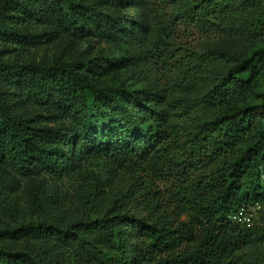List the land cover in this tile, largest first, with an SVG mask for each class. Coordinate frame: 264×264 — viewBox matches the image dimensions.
Wrapping results in <instances>:
<instances>
[{"label": "trees", "instance_id": "trees-1", "mask_svg": "<svg viewBox=\"0 0 264 264\" xmlns=\"http://www.w3.org/2000/svg\"><path fill=\"white\" fill-rule=\"evenodd\" d=\"M140 6L149 37L135 33L134 47L144 50L155 67L164 109L144 101L137 87L98 82L100 63L107 57H60L46 65L0 56V164L25 175L41 169L63 177L99 154L141 180L129 196L136 197L147 217L127 212L119 220L122 232L140 238L143 247L123 253L124 264H264V256L242 262V251L263 242L264 236L257 227L235 221L241 208L264 203V90L254 87L264 75V47L238 60L203 93L199 105L206 113L195 110L193 117L181 119L191 111L181 95L198 90L223 58L208 42L264 27V21H255L264 13V0H142ZM48 15L62 25L84 29L94 23L121 25L88 0H4L0 38L26 46L48 42V35L19 28L20 23L44 21ZM128 62L113 68L128 67ZM3 85L9 89L3 90ZM250 95L261 103H252ZM55 96L67 98V110L79 123L80 135L73 139L20 109V102L42 104ZM52 142L60 144L48 145ZM149 165L155 177L146 175ZM160 180L170 184L166 193ZM119 196L115 194L116 201ZM108 222L103 217L60 228L44 220L33 233L41 241H71L80 228L100 231ZM29 228L12 227L0 236H17ZM0 264L51 261L44 253L0 245Z\"/></svg>", "mask_w": 264, "mask_h": 264}, {"label": "rangeland", "instance_id": "rangeland-1", "mask_svg": "<svg viewBox=\"0 0 264 264\" xmlns=\"http://www.w3.org/2000/svg\"><path fill=\"white\" fill-rule=\"evenodd\" d=\"M88 1L102 13L118 18L121 25L113 28L94 23L84 29L82 25H62L48 15L44 21L19 25L26 33L48 35V42L26 46L0 38V56L11 61L35 60L46 65L53 64L60 57L63 60L107 57L109 60L106 63H100L101 76L95 78L98 82L114 87H137L144 101L163 110L165 99L157 86L155 67L144 50L134 47L135 33L145 34V39L149 37L144 28L146 16L140 6L142 0ZM3 5L4 0H0V11ZM255 21L263 23L264 13L257 16ZM196 44L199 45L197 41ZM208 47L222 52L223 58L213 65L198 90L181 95V99L191 107L189 114L181 117L184 121L193 117L195 110L206 113V107L199 105L203 93L213 89L222 74L238 60L264 47V27L258 25L252 31H241L232 37L212 38ZM126 59L129 61L128 67L113 68ZM262 72L264 74V69ZM113 77H120L121 82L113 81ZM254 87L257 91L264 90V75L254 83ZM2 88L9 89L6 85ZM249 99L254 104L261 103L256 95H250ZM68 102L67 98L55 96L42 104L20 102V109L29 118L40 119L42 125L63 129L73 139L80 135L79 123L67 110ZM59 144L52 142L48 145ZM147 174L154 176L150 165L146 167ZM142 179L147 178L143 176ZM139 181L136 176L117 168L99 154L79 162L63 177L41 169L25 175L13 171L6 164H0V233L12 227H30L17 236H0V245L16 252L29 250L34 254L44 253L51 264H124L123 253L130 249L140 251L143 247L140 238L122 232V221L119 220V216L127 212L142 219L147 217L136 197L129 196L130 192L136 191ZM159 183L166 193L169 182L160 180ZM117 193L123 195L119 196V201L114 197ZM103 217L110 220L104 229L89 230L84 226L75 232L71 241H41L33 233L44 220H53L63 228L73 223L91 224ZM182 220L186 222L188 219L183 217ZM254 226L264 236V203L256 213ZM262 256L264 241L256 242L242 251L241 260L243 263H253L255 258Z\"/></svg>", "mask_w": 264, "mask_h": 264}, {"label": "built area", "instance_id": "built-area-1", "mask_svg": "<svg viewBox=\"0 0 264 264\" xmlns=\"http://www.w3.org/2000/svg\"><path fill=\"white\" fill-rule=\"evenodd\" d=\"M261 209L260 204L241 208L235 216L236 223L251 228L254 226L256 213Z\"/></svg>", "mask_w": 264, "mask_h": 264}]
</instances>
